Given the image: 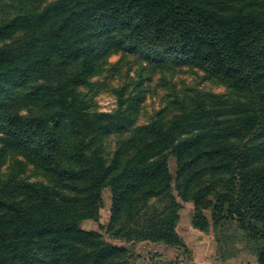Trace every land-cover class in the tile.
Wrapping results in <instances>:
<instances>
[{
    "label": "trees",
    "instance_id": "trees-1",
    "mask_svg": "<svg viewBox=\"0 0 264 264\" xmlns=\"http://www.w3.org/2000/svg\"><path fill=\"white\" fill-rule=\"evenodd\" d=\"M19 35L24 39L0 48V159L14 152L34 161L50 184L0 181V264H130L128 247L81 228L87 221L98 224L104 189L111 197L108 225L123 219L128 225L122 230L119 224L113 238L130 247L147 242L185 249L176 233L177 198L193 205L191 226L199 232L236 219L248 236L250 228L264 233V96L258 93L264 0H58L0 23V43ZM109 46L150 62L194 67L245 92L248 101L190 111L181 105L168 127L139 131L129 141L132 155L120 164L117 154L105 166L97 152L85 156L79 146L125 130L122 113H88L71 92L94 75ZM71 65L53 91L7 100L54 67ZM29 100L66 120L80 142L65 151L54 126L12 109ZM64 153L74 167L64 163ZM255 252L264 264V248Z\"/></svg>",
    "mask_w": 264,
    "mask_h": 264
},
{
    "label": "rangeland",
    "instance_id": "rangeland-1",
    "mask_svg": "<svg viewBox=\"0 0 264 264\" xmlns=\"http://www.w3.org/2000/svg\"><path fill=\"white\" fill-rule=\"evenodd\" d=\"M57 1L0 0V23L20 13H38ZM24 36L19 35L10 41L0 43V48L16 44L23 40ZM74 67L75 65L64 68L54 67L20 89H14L7 96V100L13 102L16 98L26 97L27 93L33 90H37L36 92L41 96L48 91H53L58 83L69 77ZM258 91L261 96H264V84L258 88ZM71 94L77 101L84 104L88 113L111 115L117 111L122 113L123 123L127 124L125 130H112L108 134L89 138L79 146L85 156L97 152L105 166H109L117 154L120 156V164L132 155L134 148L129 141L139 131L159 124L165 128L168 127L176 117L181 115V105L190 111L198 106L229 107L248 101V95L245 92L229 87L194 67L168 62H150L141 55L125 54L112 46H109L99 58L94 75L87 80L85 85L75 88ZM12 109L22 118H43L50 126H54L63 147L66 148L65 151L80 142V138L66 120L51 116L42 105H37L29 100L12 107ZM1 141L2 136L0 135V148ZM64 155V163L74 167L75 160L67 159V153ZM168 164L170 172L174 174L175 161L172 157L168 158ZM260 165L264 167V162ZM7 180L50 184L46 173L34 161L27 160L14 152H6L0 159V181ZM175 185L176 183L173 182L171 192L177 198ZM101 199L102 206L98 224L87 221L81 225V228L84 231L100 233L105 243L128 247L130 264H150L151 262L177 264L178 258H182L184 262L190 259L191 253L185 247V249L178 250L179 252L173 249L175 252L169 256L171 258L168 257V260L159 262L155 257L150 258V250L144 248L142 244L135 243L130 247L114 239L113 233L120 229L119 224L122 230L126 229L128 225L123 224V219L118 223V226H109L111 197L108 189L102 190ZM177 201L180 203L181 209L184 210L183 219L186 214L192 218L194 209L189 212L187 207L182 206L185 203H182L179 198ZM159 207L160 205L157 206V208ZM203 214L210 217L211 212L204 211ZM99 226L102 227V230H99ZM250 230L252 236H248V231L245 232L238 225L236 219H221L207 235L213 237L217 245V254L235 253L237 255L239 252L253 253L252 250L264 248V233L260 230H253V228ZM36 252L39 253V250L36 249ZM247 255L245 260L232 264L253 262V257ZM218 264L228 263L220 262Z\"/></svg>",
    "mask_w": 264,
    "mask_h": 264
},
{
    "label": "crops",
    "instance_id": "crops-1",
    "mask_svg": "<svg viewBox=\"0 0 264 264\" xmlns=\"http://www.w3.org/2000/svg\"><path fill=\"white\" fill-rule=\"evenodd\" d=\"M182 206L184 208L187 207V210L189 212L191 209H193V205L191 203H186ZM182 210L183 208L179 212V222L176 227V233L179 235L184 246L189 250L191 254L190 259H187V262H184L182 258H178L177 264H218L220 262L232 264L238 263L237 261L240 260H245V256L247 254L253 257V262H249L247 264H258L255 250H252L253 253H248L245 251V253L239 252V254L237 255L235 253L223 255L217 254V245L215 244L213 237H209V234L207 235L193 229L191 226V216L186 214L185 219H183L184 210ZM140 244H142V246L147 250H150V258L155 257V259L159 260V262L166 261L171 258L169 256H171V254H173L175 251L179 252L178 250L174 251L173 249L167 248L161 244H151L147 242ZM150 264L161 263L151 262Z\"/></svg>",
    "mask_w": 264,
    "mask_h": 264
}]
</instances>
